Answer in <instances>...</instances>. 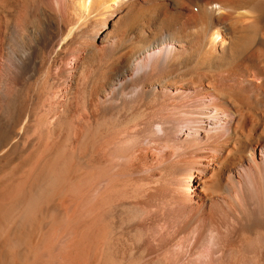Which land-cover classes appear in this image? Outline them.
Listing matches in <instances>:
<instances>
[{
	"label": "bare ground",
	"instance_id": "obj_1",
	"mask_svg": "<svg viewBox=\"0 0 264 264\" xmlns=\"http://www.w3.org/2000/svg\"><path fill=\"white\" fill-rule=\"evenodd\" d=\"M0 264H264V0H0Z\"/></svg>",
	"mask_w": 264,
	"mask_h": 264
},
{
	"label": "rangeland",
	"instance_id": "obj_2",
	"mask_svg": "<svg viewBox=\"0 0 264 264\" xmlns=\"http://www.w3.org/2000/svg\"><path fill=\"white\" fill-rule=\"evenodd\" d=\"M195 12H198V9H195ZM203 108V106H201L200 108L197 109V111L199 109ZM206 110V109H205ZM209 113H211V110H207ZM213 113V112H212ZM198 124V121H197ZM210 131V125L207 128V132ZM181 141H183V143L187 142V139H181ZM218 231H221V233H227V230L225 229H221L218 227V222L217 221H211L209 220V224H208V229H207V233H219Z\"/></svg>",
	"mask_w": 264,
	"mask_h": 264
}]
</instances>
